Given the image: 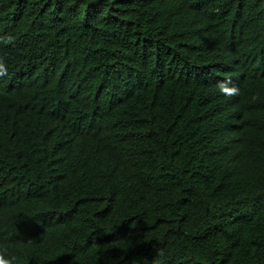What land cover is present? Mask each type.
<instances>
[{
    "label": "trees",
    "instance_id": "trees-1",
    "mask_svg": "<svg viewBox=\"0 0 264 264\" xmlns=\"http://www.w3.org/2000/svg\"><path fill=\"white\" fill-rule=\"evenodd\" d=\"M0 264H264V0H0Z\"/></svg>",
    "mask_w": 264,
    "mask_h": 264
}]
</instances>
